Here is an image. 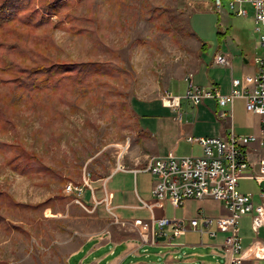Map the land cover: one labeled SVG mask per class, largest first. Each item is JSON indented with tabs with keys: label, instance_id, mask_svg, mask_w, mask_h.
Listing matches in <instances>:
<instances>
[{
	"label": "rangeland",
	"instance_id": "rangeland-1",
	"mask_svg": "<svg viewBox=\"0 0 264 264\" xmlns=\"http://www.w3.org/2000/svg\"><path fill=\"white\" fill-rule=\"evenodd\" d=\"M29 1L16 10L15 20L0 26V42L8 47L0 48V93L14 95L18 104L7 108L12 125L0 131V190L23 205L0 207V264H56L58 243L75 233L85 239L122 231L104 206L90 212L65 201L66 185L87 178L96 186L117 170L118 146L126 148L129 141V153L138 123L154 118L150 111L160 102L153 100L171 88L184 96V84L176 80L195 69L200 51L208 61L226 45L224 34L234 37L241 27L239 17L219 14L213 0L60 1L53 7L56 19L46 17L50 0ZM227 6L224 0L221 10ZM201 43L207 50H200ZM74 64L76 71L64 66ZM24 78L35 85L21 86ZM4 104L0 99L2 123ZM16 144L39 156L47 170H14Z\"/></svg>",
	"mask_w": 264,
	"mask_h": 264
},
{
	"label": "crops",
	"instance_id": "crops-1",
	"mask_svg": "<svg viewBox=\"0 0 264 264\" xmlns=\"http://www.w3.org/2000/svg\"><path fill=\"white\" fill-rule=\"evenodd\" d=\"M213 7L215 8L214 0ZM228 7L229 4L226 9H215L222 16L239 17L241 27L237 28L234 37L230 36L229 31L225 33L226 35L222 33L227 47L222 44L208 61L204 59L200 51L195 69L190 73L193 75L190 81L196 86L205 91L216 90L222 96L231 93L234 78L242 79L257 73L258 69L254 64V59L262 53L259 43L260 36L255 30L252 8L245 6L247 16L243 17L238 16ZM246 7H249V10ZM245 24L248 27L244 28ZM205 50H207L206 44ZM217 54L226 55L231 66H217L215 64ZM186 77L176 80L177 83L184 84L185 91L188 86ZM176 90L180 91V86L177 85ZM171 92L174 96L183 97L180 93L176 94L172 88ZM156 100L160 102L158 107L150 111L154 118L147 123H138L131 149L123 160L125 171L114 169L105 179L96 182V186L91 185L95 190V201L100 202L104 196L102 187L104 183L106 184L107 190L113 194L112 205L116 213L129 224L134 219H149L151 216L150 211L142 205L143 202L150 203L154 200L152 189L155 180L145 171L150 158L166 156L169 153L177 157L199 156L202 153L201 147L198 144L188 143V136L224 138L232 129L237 135H259L262 127V117L248 112L244 99H236L233 107L225 108L221 107L218 100L214 98L204 100L197 107H193L187 101L183 104L182 99L178 111L165 107L159 99L153 102ZM223 112H229L232 116L221 119L219 114ZM248 151L252 160L257 161L261 154L259 146L254 145ZM148 180L151 182L149 186L146 185ZM238 189L243 194L251 195L254 205L261 203L260 186L248 175L239 180ZM86 190L83 201L90 212L103 207L93 200L91 190L89 188ZM65 195L68 194L65 193ZM170 208L172 209L171 214L167 211ZM154 214L157 218L189 220L198 215L212 218L227 216L228 211L224 203L207 198L203 201L189 199L184 206L178 209H174L169 201H166L162 209L154 210ZM247 216H250V219ZM247 216L240 220V237L245 255L244 264H264V231L254 232L253 215ZM212 232H217L215 225L203 234L189 231L181 239L183 245L179 247L167 245L165 238H158L155 245H143L138 234L130 229L121 231L119 228H114L85 239L75 233L73 237L58 243V258L57 260H55L56 257L53 258V261L56 264H225L223 257L225 235L218 233L213 236Z\"/></svg>",
	"mask_w": 264,
	"mask_h": 264
},
{
	"label": "built area",
	"instance_id": "built-area-1",
	"mask_svg": "<svg viewBox=\"0 0 264 264\" xmlns=\"http://www.w3.org/2000/svg\"><path fill=\"white\" fill-rule=\"evenodd\" d=\"M228 1L230 9L238 16H247L245 6L252 8L255 30L260 34L259 43L264 50V0ZM214 4L215 8L220 10L223 0H214ZM215 64L220 67L231 66L229 58L223 54L215 56ZM254 64L257 66V73L242 79L234 78L231 93L227 96L220 95L216 90L205 91L196 86L190 81L192 74L186 77L188 86L183 97L174 96L171 91L163 94L162 104L174 111L180 109L182 99L188 101L193 107H197L204 100L214 98L223 108L233 107L236 99H244L246 110L262 117V127L259 135H237L232 129L224 138L188 136V143L198 144L201 147L202 153L199 156L177 157L169 153L166 156L150 158L145 171L155 180L152 189L154 200L142 204L151 213L149 219H134L131 224L122 219L112 205L113 194L107 190L105 183L102 187L104 196L100 202L95 201V190L91 186L90 179L87 178L81 185L68 183L64 193L73 197L76 204L87 210L83 195L89 188L97 205L105 207L112 224L123 230L130 229L137 233L143 245H155L158 238H165L167 245L179 247L183 245L181 239L187 232L203 234L215 225L217 232H212V235L216 236L218 233L225 235L223 242L225 264H244L240 220L252 214L254 232L264 231V55L255 57ZM219 116L221 119H226L232 114L223 112ZM123 145L118 146L121 151L117 165L118 171H125L122 161L129 148V141L126 143V148ZM254 145H258L261 150L257 161L252 160L248 151ZM245 175L255 180L260 186L261 203L259 205H254L251 195L243 194L238 189L239 180ZM207 198L224 203L228 215L217 218L198 215L196 218L184 220L157 218L154 214V210L162 209L166 201H169L174 209H178L189 199L203 201Z\"/></svg>",
	"mask_w": 264,
	"mask_h": 264
},
{
	"label": "trees",
	"instance_id": "trees-1",
	"mask_svg": "<svg viewBox=\"0 0 264 264\" xmlns=\"http://www.w3.org/2000/svg\"><path fill=\"white\" fill-rule=\"evenodd\" d=\"M3 1V0H1ZM50 8L51 11L50 13L46 16L47 18H52V17H57L59 15V11L54 10L53 7L54 6H60L61 4H57V2H60L65 4L66 2L68 3L69 0H50ZM29 5L31 4V2L29 0H4L3 2L0 3V19H2L0 21V26H2V22H7V21H11V20H15L16 19V10L20 8V5ZM4 12H8L7 16H5L3 13ZM10 16H12L10 18ZM18 25V23H17ZM16 25V26H17ZM19 28H22V26L19 24L18 26ZM0 48L3 49L4 51H6V49L8 47H6V44L4 42H0ZM205 48V44L201 45V50L204 51ZM2 50V51H3ZM6 54H4L3 56L5 57ZM66 70H70L69 72H71L72 70L76 71L78 69V65L74 64L73 65H64ZM68 67V68H67ZM65 70V71H66ZM37 74L40 73V69H36L34 70ZM105 71L101 70L100 73H103ZM109 73V71L107 70L105 74ZM55 73H53L49 78H50V82L48 83L49 85L51 83H53L55 80L53 78ZM34 82H36V80H34ZM34 82L29 81L27 78L22 79L21 81V86L29 88L30 86H34ZM6 84H9V80H6V82H4ZM18 85V84H17ZM16 86V85H15ZM18 87V86H16ZM19 88V87H18ZM3 93H0V99L4 100V114L6 115V121L5 122H1L0 121V131H8L9 127L12 125V123L10 122V118L8 117V115L6 114L8 112L7 108L11 107V108H15L17 109L18 104L16 102H13V97L14 95H2ZM7 106V107H6ZM12 149H14V154H13V160H11L10 164L13 167L14 170L19 171L20 173L24 174L26 172H28L29 170L34 171L37 170L38 172H44L47 170V168L45 166H43V160L39 157V156H29L27 155L22 147L19 144L13 145L11 146ZM19 151V152H18ZM27 162H32V163H27ZM73 200V198H65V201H70ZM8 207L9 209L11 207L13 208H18V207H23L22 204L18 203L8 192H3L0 190V207ZM26 207V206H24ZM32 208V209H31ZM43 208H49V204H45L43 206ZM28 209L34 210L33 207L29 206ZM1 217H0V223L1 222Z\"/></svg>",
	"mask_w": 264,
	"mask_h": 264
}]
</instances>
